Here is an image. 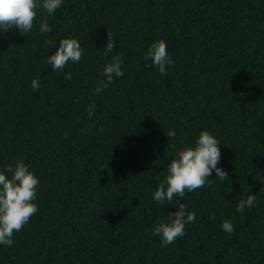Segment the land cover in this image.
Instances as JSON below:
<instances>
[{
    "label": "trees",
    "instance_id": "trees-1",
    "mask_svg": "<svg viewBox=\"0 0 264 264\" xmlns=\"http://www.w3.org/2000/svg\"><path fill=\"white\" fill-rule=\"evenodd\" d=\"M63 38L83 56L56 71L46 40ZM157 40L166 75L144 57ZM117 56L123 76L97 94ZM201 130L229 177L213 170L210 186L161 206L152 193ZM17 160L40 181L38 211L0 264H264V0H63L25 36L0 32V172ZM249 192L257 203L237 212ZM181 203L196 219L162 246L153 229Z\"/></svg>",
    "mask_w": 264,
    "mask_h": 264
},
{
    "label": "clouds",
    "instance_id": "clouds-1",
    "mask_svg": "<svg viewBox=\"0 0 264 264\" xmlns=\"http://www.w3.org/2000/svg\"><path fill=\"white\" fill-rule=\"evenodd\" d=\"M62 2L63 0H0V32L18 29L19 33L25 36L33 29L37 9L42 8L48 16H52L61 7ZM39 31L42 34L52 31L47 17L42 19ZM46 44L48 48L55 47L54 53L47 56V62L56 71L64 69L69 62L79 63L83 56V49L75 38H63L59 40L58 45L55 41L47 39ZM114 47V41L108 33L104 54L110 55ZM144 57L151 60L161 75H166L174 63L163 40L153 42ZM121 63L120 57L117 56L105 66L103 74L106 82L102 87L96 88L97 94L106 88L114 77L123 76ZM65 78L71 79V74L67 73ZM31 87L33 90L38 89L40 81L33 79ZM167 136L175 137L176 133L169 130ZM219 144L209 131L201 130L193 145L178 149L175 158H172L167 166L164 179L152 193L153 200L164 206L172 204L174 196L182 198L186 192L202 189L206 184L210 186L209 178L212 177L213 170L221 182L227 179L228 173L217 166L221 156ZM7 172L11 173L10 177L0 172V245L11 246L14 232L20 231L38 211L34 201L40 181L20 160H17L14 166L8 165ZM256 203L257 196L249 192L238 201L236 211L243 213L246 208H251ZM195 219L194 212L186 210V206L181 203L174 212H170L167 220H159L153 229V235L160 237L162 246L170 245L184 235L185 225ZM222 228L229 234L234 230L228 220L222 222Z\"/></svg>",
    "mask_w": 264,
    "mask_h": 264
}]
</instances>
